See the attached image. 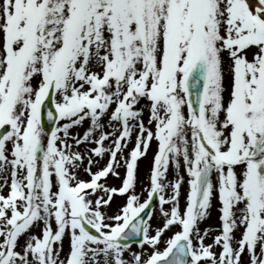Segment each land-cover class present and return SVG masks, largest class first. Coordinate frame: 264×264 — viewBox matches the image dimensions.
<instances>
[{
    "label": "snow or ice",
    "instance_id": "1",
    "mask_svg": "<svg viewBox=\"0 0 264 264\" xmlns=\"http://www.w3.org/2000/svg\"><path fill=\"white\" fill-rule=\"evenodd\" d=\"M0 264H264V0H0Z\"/></svg>",
    "mask_w": 264,
    "mask_h": 264
},
{
    "label": "rangeland",
    "instance_id": "2",
    "mask_svg": "<svg viewBox=\"0 0 264 264\" xmlns=\"http://www.w3.org/2000/svg\"><path fill=\"white\" fill-rule=\"evenodd\" d=\"M150 159H151V154H149V157H148L147 159H143V158H142V161L139 162V163H140V169H141V177H143V176L145 175V173L147 172V169H148V167H149V163H150ZM84 178L86 179L87 177L85 176ZM109 183L115 185V184H117L118 182H117L116 180H114V178H113V179H110V180H109ZM139 191H140V187L138 186V187H137V192H139ZM114 199L116 200V203H117V204L121 203V198H119V197H115ZM155 210H156V212H158V204H157V206L155 207ZM156 212H154V217H155V215H156ZM216 217H217V213H216L215 208H213V209L211 210V218H210L209 220H206L205 222H203V223L200 225L201 228H204V227H207V226H210V225H211V226H215V225H217V224H218V221H217ZM205 242L208 243V242H210V240L206 239ZM132 246H133L134 248L136 247V245H132Z\"/></svg>",
    "mask_w": 264,
    "mask_h": 264
}]
</instances>
